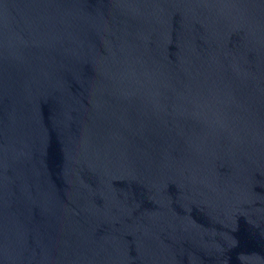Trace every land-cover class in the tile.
<instances>
[{
  "label": "water",
  "instance_id": "obj_1",
  "mask_svg": "<svg viewBox=\"0 0 264 264\" xmlns=\"http://www.w3.org/2000/svg\"><path fill=\"white\" fill-rule=\"evenodd\" d=\"M0 264H264V0H0Z\"/></svg>",
  "mask_w": 264,
  "mask_h": 264
}]
</instances>
